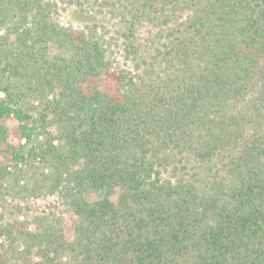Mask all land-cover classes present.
<instances>
[{
	"label": "trees",
	"instance_id": "trees-1",
	"mask_svg": "<svg viewBox=\"0 0 264 264\" xmlns=\"http://www.w3.org/2000/svg\"><path fill=\"white\" fill-rule=\"evenodd\" d=\"M58 7L0 0V62L57 90L42 151L81 162L69 264H264V0H77V25ZM0 90L2 174L37 127Z\"/></svg>",
	"mask_w": 264,
	"mask_h": 264
},
{
	"label": "rangeland",
	"instance_id": "rangeland-1",
	"mask_svg": "<svg viewBox=\"0 0 264 264\" xmlns=\"http://www.w3.org/2000/svg\"><path fill=\"white\" fill-rule=\"evenodd\" d=\"M57 1L58 20L77 25L80 16L72 12L77 0ZM112 59L124 64L115 50ZM4 68L0 62V88L9 87L12 102L33 116L37 128L29 140L20 139L26 147L22 158L8 163L0 173V264L72 263L69 246L84 220L71 200L75 192L71 170H77L81 162L60 165L54 152L42 151L49 142L60 143L61 120L52 109L57 90L45 85L44 71L16 74ZM0 95L5 96L3 90ZM12 139L18 140L16 136ZM81 195L92 203L102 198L103 192L86 187Z\"/></svg>",
	"mask_w": 264,
	"mask_h": 264
}]
</instances>
